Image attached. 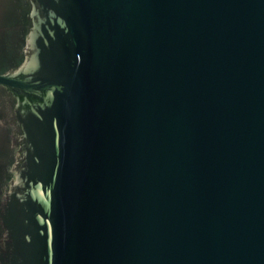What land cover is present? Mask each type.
Returning <instances> with one entry per match:
<instances>
[{"label":"water","instance_id":"water-1","mask_svg":"<svg viewBox=\"0 0 264 264\" xmlns=\"http://www.w3.org/2000/svg\"><path fill=\"white\" fill-rule=\"evenodd\" d=\"M0 264H264V0H0Z\"/></svg>","mask_w":264,"mask_h":264}]
</instances>
